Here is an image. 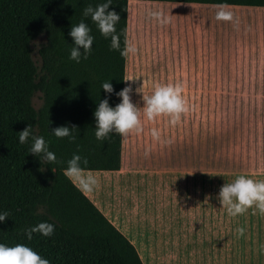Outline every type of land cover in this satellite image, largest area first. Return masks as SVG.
Here are the masks:
<instances>
[{
  "label": "trees",
  "instance_id": "1",
  "mask_svg": "<svg viewBox=\"0 0 264 264\" xmlns=\"http://www.w3.org/2000/svg\"><path fill=\"white\" fill-rule=\"evenodd\" d=\"M128 1L112 0L109 7L120 15L115 50L111 38L83 15L89 5L107 0H0V213H9L0 221V243L27 245L49 264H142L134 246L64 174L73 155L81 157L84 171L120 169L121 136L113 132L97 140L94 112L100 100L107 98L111 107L121 102L116 93L124 89ZM139 1L264 7V0ZM81 21L94 41L88 58L81 49L77 63L70 59L74 43L68 33ZM104 82L113 93L104 92ZM36 95L40 104L34 108ZM28 124L44 137L57 163L42 165L30 154L31 138L19 143ZM71 125L77 126L74 142L52 133ZM41 222L55 225L54 233H32L29 240L25 230Z\"/></svg>",
  "mask_w": 264,
  "mask_h": 264
},
{
  "label": "rangeland",
  "instance_id": "2",
  "mask_svg": "<svg viewBox=\"0 0 264 264\" xmlns=\"http://www.w3.org/2000/svg\"><path fill=\"white\" fill-rule=\"evenodd\" d=\"M127 43L136 51L125 56L124 88L131 87V101L143 112V96L151 95L157 85H162L160 79L165 74L150 73L149 51L142 36L129 31ZM217 70L218 74L211 76L214 88L184 90L190 111L182 116L180 124L172 126L168 117L150 122L142 115L143 132L121 137L120 169L113 173H90V177L114 185L103 189L105 194L99 202L116 215V208H120L125 223L136 212L142 218L147 215L160 222L163 217L170 225L181 226L186 218L183 213L155 211L157 204L170 200L158 191L166 190L165 195L176 191L181 197L193 191L202 196L200 226L207 227L204 196H213L217 213L213 221L217 228L207 234L208 230L202 231L201 242L211 240V246L216 245L217 250L208 254L215 255L212 260L218 264H246L249 260H264V214L253 207L232 217L222 207L218 195L225 183H232L240 175L264 180V91L237 89L250 86L251 77L234 75L233 68ZM32 104L34 108L39 106L37 95ZM154 128L161 133L159 140L152 138ZM173 181H177L176 186ZM159 182L166 186L157 187ZM184 182H194V186H184ZM146 205L152 206L147 207L149 213L143 211ZM241 227L249 231V236L238 235L237 229Z\"/></svg>",
  "mask_w": 264,
  "mask_h": 264
},
{
  "label": "crops",
  "instance_id": "3",
  "mask_svg": "<svg viewBox=\"0 0 264 264\" xmlns=\"http://www.w3.org/2000/svg\"><path fill=\"white\" fill-rule=\"evenodd\" d=\"M218 6L129 0L126 42L129 31L143 37V44L149 51L150 73L165 74V78L160 79L162 85L180 84L184 90L214 88L211 76L218 74L217 68L224 67L233 68L234 75L251 77L250 86H238L237 89L264 91V7L226 5L225 10L233 13V20L225 22L215 18L220 10ZM157 11L162 12L169 22L161 24L150 16L151 12ZM95 172L105 171H84V176L89 177ZM70 180L134 246L142 264H218L212 260L216 256L208 254L217 250L216 245L211 246V240L203 243L200 239V234H204L202 231L208 230L205 231L207 234L217 228L213 221L217 214L213 196H204L203 209L209 222L207 227L200 226L202 196L193 191L182 197L176 191L171 195H165L166 190L158 191L170 200L159 202L155 211L176 210L183 213L186 218H183L185 222L182 221L181 226L174 227L163 217L160 222L147 218V215L142 218L136 212L125 223L120 208H116V215L99 202L105 194L103 189L113 184L97 181L91 191H86L77 181ZM171 183L177 185V181ZM183 185L194 186V182H184ZM156 186L165 187L166 184L159 182ZM145 207L143 211L149 213L147 207L152 206ZM245 232L249 233L248 230ZM221 264L236 263L224 261ZM246 264H264V260H249Z\"/></svg>",
  "mask_w": 264,
  "mask_h": 264
},
{
  "label": "clouds",
  "instance_id": "4",
  "mask_svg": "<svg viewBox=\"0 0 264 264\" xmlns=\"http://www.w3.org/2000/svg\"><path fill=\"white\" fill-rule=\"evenodd\" d=\"M112 0L97 5L93 8L91 5L83 11L85 17L90 16L92 21L97 25L100 33L105 38H111V48L119 50L120 39L116 34V25L120 21V15L115 10H109ZM226 5H219L220 9L216 13V20L230 22L233 20V13L226 11ZM150 16L161 24L168 23V19L163 16L162 12H151ZM91 28L81 21L78 25L71 26L68 33L72 38L74 47L70 52V59L80 62L81 49L83 50V58L87 59L91 53L94 37L90 34ZM39 45L38 42H34ZM134 46L128 45L126 42L125 49L121 51L122 56L129 53H135ZM127 81V80H125ZM104 92L111 94L114 89L110 82H104L101 85ZM139 92L140 89H137ZM131 87H125L116 93L121 98V102L115 107L109 105L108 99L100 100L98 107L94 112L96 120L95 136L97 140L104 141L109 138V134L115 132L121 137H127L132 133L140 134L144 130L142 115L147 121L155 122L158 118L168 117L172 126L180 124L183 115L189 111V105L183 96L184 88L180 84H164L157 85L149 96H143V112L141 108L134 105L131 101ZM77 126H59L52 129V133L57 138H69L74 142L76 136L73 131ZM152 138L159 140L161 133L158 129H152ZM29 138L32 144L28 151L30 154L38 157L42 165L57 163L55 153L49 150L48 143L44 137L34 134L31 124L21 132H19V143L27 144ZM87 164V159L83 160ZM81 157L73 155L68 161V167L65 169V175L72 180L77 181L81 188L91 191L97 181L94 177H85L84 170L81 168ZM43 172L44 168L41 167ZM54 172V170H52ZM218 199L223 208L227 209L228 215L236 217L245 214L249 209L255 207L261 214H264V180H255L253 178L240 175L232 183H225L219 192ZM9 213H0V221H5ZM55 225L41 222L35 227L25 230V234L29 240L32 239V233H41L43 236H51L54 233ZM245 228L237 229L240 236L245 234ZM0 264H49L47 259L42 258L36 251L24 244H16L15 246H7L0 243Z\"/></svg>",
  "mask_w": 264,
  "mask_h": 264
}]
</instances>
